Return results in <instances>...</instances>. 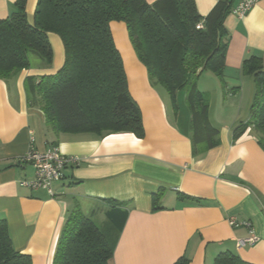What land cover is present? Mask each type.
I'll list each match as a JSON object with an SVG mask.
<instances>
[{
  "label": "crops",
  "instance_id": "1",
  "mask_svg": "<svg viewBox=\"0 0 264 264\" xmlns=\"http://www.w3.org/2000/svg\"><path fill=\"white\" fill-rule=\"evenodd\" d=\"M36 1L26 0L29 18ZM194 1L202 17L217 2ZM14 2L0 0V18L13 11ZM109 26L129 93L141 111L142 137L56 133L26 101L25 77L44 70L29 67L8 81L0 79V218L7 222L14 249L29 254L32 264H52L62 227L79 209L91 218L97 213L114 242L108 264H174L181 258L187 264H213L223 251L264 264V148L250 127L232 136L233 128L248 118L255 93L254 78L243 73L242 62L256 56L264 69V0L243 18L225 17L229 42L222 80L210 70L196 79L197 88L207 94L208 120L219 139L199 156L193 153L183 92L177 93L175 109L169 94L149 81L125 23L111 21ZM49 39L57 52L56 67L64 57L63 45L53 32ZM52 144L79 162L63 168L62 177L51 184L52 194L22 185L33 179L35 168L21 157L30 147L42 152ZM156 192L161 208L152 210ZM104 199L117 200L127 210L120 231L108 223L110 204ZM230 219L238 224L231 225ZM248 237L255 240L238 244Z\"/></svg>",
  "mask_w": 264,
  "mask_h": 264
},
{
  "label": "trees",
  "instance_id": "2",
  "mask_svg": "<svg viewBox=\"0 0 264 264\" xmlns=\"http://www.w3.org/2000/svg\"><path fill=\"white\" fill-rule=\"evenodd\" d=\"M234 0H217L204 17L194 0H37L29 18L26 0H15L13 11L0 18V79L8 81L31 67L29 53L47 64L53 60L49 33L62 42L64 60L52 74L28 75L24 86L29 107L39 109L53 131L90 132L105 135L131 132L144 135L141 111L129 93L121 55L110 30L111 21L125 23L138 59L147 69L152 85L161 86L176 109V96L184 92L190 112L193 153L202 155L219 143L218 131L208 120V97L196 85L203 70L221 80L228 48L225 17ZM202 24L197 29L196 25ZM242 71L252 75L255 93L249 116L232 131L238 138L247 128L264 148V69L262 60L251 56ZM105 216L120 231L127 210L114 199ZM160 192L151 195L158 210ZM114 242L105 229L79 209L65 221L52 264H108ZM0 264H32L29 254L14 249L7 222L0 218ZM174 264H187L185 258ZM213 264H253L223 251Z\"/></svg>",
  "mask_w": 264,
  "mask_h": 264
},
{
  "label": "built area",
  "instance_id": "3",
  "mask_svg": "<svg viewBox=\"0 0 264 264\" xmlns=\"http://www.w3.org/2000/svg\"><path fill=\"white\" fill-rule=\"evenodd\" d=\"M259 0H236L230 9V13L237 18H243L253 5ZM196 28H202V24L198 23ZM22 162H30L34 165V177L30 180H22L21 183L32 189L44 188L52 194L51 184L53 181L59 180L62 177L63 168L69 164L79 162L78 157L66 156L60 152L59 148L52 144L48 145L42 152L30 147L25 155L20 159ZM231 225H237L234 220L230 219ZM248 225V223H245ZM255 240V237H248L238 240V244L246 245Z\"/></svg>",
  "mask_w": 264,
  "mask_h": 264
},
{
  "label": "rangeland",
  "instance_id": "4",
  "mask_svg": "<svg viewBox=\"0 0 264 264\" xmlns=\"http://www.w3.org/2000/svg\"><path fill=\"white\" fill-rule=\"evenodd\" d=\"M51 45H52V43H51ZM54 46L52 45L53 57H55V55H56V58H57V52L55 51V47ZM63 55H64V49H63ZM29 58H30L31 67L38 68L40 70H44V73H40V74H52V73H55L61 67V65L63 64V60H64V57H63V60H61V61L58 60V64L55 67V66H53L52 62L50 64H47L45 61H43L38 55H36L33 52L29 53ZM183 94H184V92H183ZM184 97H185V94H184ZM92 219L100 228H102V226H101L102 223H101V221L98 220V214L97 213L94 214Z\"/></svg>",
  "mask_w": 264,
  "mask_h": 264
}]
</instances>
